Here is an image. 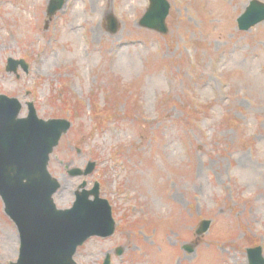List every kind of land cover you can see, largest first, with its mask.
<instances>
[{
    "label": "rangeland",
    "instance_id": "rangeland-1",
    "mask_svg": "<svg viewBox=\"0 0 264 264\" xmlns=\"http://www.w3.org/2000/svg\"><path fill=\"white\" fill-rule=\"evenodd\" d=\"M167 1L162 34L139 25L149 0H66L52 16L50 0H0V94L21 101V117L33 101L40 118L72 122L49 164L57 206L86 180L113 208L115 234L79 247L78 264L108 253L112 264H249L257 246L264 257V22L238 29L251 0ZM9 57L29 72L8 73ZM91 161L89 176L67 174ZM3 207L8 264L20 238Z\"/></svg>",
    "mask_w": 264,
    "mask_h": 264
},
{
    "label": "water",
    "instance_id": "water-1",
    "mask_svg": "<svg viewBox=\"0 0 264 264\" xmlns=\"http://www.w3.org/2000/svg\"><path fill=\"white\" fill-rule=\"evenodd\" d=\"M65 0H52L48 13L54 15ZM170 5L167 0H150L147 12L140 20L143 27L167 33L166 18ZM238 28L248 31L264 21V2L252 0L238 18ZM117 21L109 18V30L117 31ZM25 60L9 58L6 70L17 73ZM27 117L20 118L22 104L17 98L0 95V195L5 211L16 223L21 239L17 262L9 264H78L74 255L89 238H108L115 233L116 222L106 199L100 198L96 183L86 190L84 182L76 192V201L68 209H59L54 194L61 184L48 170L50 155L61 137L71 128L67 119L39 118L33 102L28 103ZM96 163L90 162L85 171L74 168L71 176L88 175ZM93 196L94 199H90ZM211 221L204 220L198 234L208 230ZM192 252L191 246L185 247ZM123 250L118 248L117 255ZM250 264H264L261 247L248 250ZM1 264V263H0ZM104 264H111L107 254Z\"/></svg>",
    "mask_w": 264,
    "mask_h": 264
},
{
    "label": "bare ground",
    "instance_id": "bare-ground-1",
    "mask_svg": "<svg viewBox=\"0 0 264 264\" xmlns=\"http://www.w3.org/2000/svg\"><path fill=\"white\" fill-rule=\"evenodd\" d=\"M97 10L94 11V12H91L88 14V16L90 17H93L94 15L96 16L97 15ZM76 18H82V14L80 13L79 10H77L76 12ZM80 28L79 25H76L74 23L70 24L69 27L67 28L66 32H65V35H68V36H72L73 32H76L78 29ZM94 33L95 35H99V30L98 29H94ZM120 48V46H119ZM115 52H117L118 50V46H116V48H113ZM237 264H240L239 263V259L236 260Z\"/></svg>",
    "mask_w": 264,
    "mask_h": 264
}]
</instances>
